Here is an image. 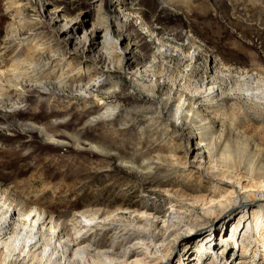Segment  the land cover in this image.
<instances>
[{
    "label": "rangeland",
    "instance_id": "1",
    "mask_svg": "<svg viewBox=\"0 0 264 264\" xmlns=\"http://www.w3.org/2000/svg\"><path fill=\"white\" fill-rule=\"evenodd\" d=\"M115 17L116 47L101 57L94 29ZM66 22L81 41L64 34ZM165 47L172 50L160 55ZM19 60L47 65L45 91L17 80L33 74ZM214 73L222 108L201 94ZM246 73L264 77V0H0V97L16 99L0 102V212L8 207L21 220L35 203L46 232L50 218L59 232L78 216L94 225L85 243L116 250L123 225L148 216L160 226L172 206L199 214L193 198L218 177L196 168V143H215L219 159L225 137L235 145L245 136L253 154L264 151V107L231 91ZM181 98L199 115L196 125L175 119ZM240 211L216 231H187L162 264H264V229L250 238L251 218L239 223Z\"/></svg>",
    "mask_w": 264,
    "mask_h": 264
},
{
    "label": "bare ground",
    "instance_id": "2",
    "mask_svg": "<svg viewBox=\"0 0 264 264\" xmlns=\"http://www.w3.org/2000/svg\"><path fill=\"white\" fill-rule=\"evenodd\" d=\"M116 20L115 17L113 21H105L94 29V32L100 37L99 51L101 57L110 53L108 49L116 47L117 41L114 40V33L118 30L116 26L118 21ZM67 26L68 22L62 27L64 34L67 35L70 41H81L84 38ZM19 33L16 29V39H20ZM171 50V47H165L159 53L160 55L168 54ZM18 64L19 68H25V71L31 69L33 74H30V76L16 75L17 80L27 77L28 85L40 87L44 91L47 89L49 81L44 76L47 65L39 67L38 64L28 62V60H19ZM238 77L236 86L231 89L233 94L245 99L252 107H264V77L259 76V74L256 75V73H246ZM65 81L58 78L56 82L65 84ZM218 90L216 73L210 75L207 81L202 82V97L209 102L214 101L216 107L222 108L227 97L222 96L223 98L216 101V96L222 94L220 92L218 94ZM12 98L11 91H9V94L1 98L0 102L13 101L11 104L14 105L16 99L12 100ZM170 99L168 98V100ZM1 104L4 105V103ZM189 104L185 98L179 99L176 104L174 116L181 127H188L192 123L196 125L193 119L197 120L199 118V115L194 114L191 104ZM5 105H8V103L5 102ZM235 105L237 106V104ZM108 113L107 115H110ZM222 136L223 134L218 136L219 139L221 137L220 142ZM238 137L235 145L232 137H225L227 140L223 145H225V148L229 147V149L221 152L222 159L215 158L214 153L217 150L215 143L212 146L207 145L206 142L202 143V141L196 143L197 147L194 155V160H197L196 168H202L214 177H218L215 183L213 181L212 189L207 196L193 198V203L199 204H197L199 214L194 212L193 209H190L192 211L181 212V209L172 206V209L163 217L164 220L160 226H157L154 219L148 216L144 217L143 220L130 223L129 226L123 225L124 227L121 226L122 229L119 228L118 236L120 239L116 244H119L120 249L116 250L114 245H109L108 249H100L101 247L98 248L97 245L98 241L94 243L90 241L91 239L85 243L89 236H86L87 230L89 231L94 225L83 223L78 216L69 219V229H67L68 225H62L59 232H57V221L55 222L50 218L48 222L51 224L50 229L46 232L43 230L44 226L46 227V218H42L45 212L35 203L29 207L26 213H21V216L24 217L21 220L14 219V212L12 213L7 207L5 213L0 212V245L3 248L0 254V264H128V257L136 254L135 247L142 248L139 251L142 258L138 257V253L137 258L135 257L132 262L133 264H162L161 259L167 255L174 243H180L186 238L187 231L218 230L216 225L218 223L224 224L226 222L224 218L226 216L230 217L229 214L232 213L231 210L236 205L241 208L238 222L242 218L245 221L247 218H251L249 222L246 221L249 224V228L246 226V230L248 229L247 231L251 234L250 238H253L257 232L264 229V151L261 150L253 154L249 140L245 136ZM242 165L245 167V174L239 170ZM225 180L230 184L229 189L220 185ZM240 190L242 191L240 192ZM246 212H248L247 218L245 217ZM140 213L141 215L145 214V212ZM94 214L88 216V214L82 213V216L84 219L86 218V222H89V220L95 218L92 216ZM110 215L112 214H106L107 218ZM111 229L116 230L115 227ZM71 230H74L75 236L71 234ZM238 233L240 234V230ZM190 255L185 258L187 261L190 259ZM191 263L189 260L186 264ZM229 264H235L234 260H231Z\"/></svg>",
    "mask_w": 264,
    "mask_h": 264
}]
</instances>
